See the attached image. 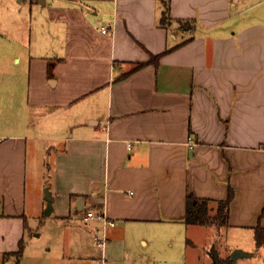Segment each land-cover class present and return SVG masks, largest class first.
<instances>
[{
	"label": "crops",
	"instance_id": "obj_1",
	"mask_svg": "<svg viewBox=\"0 0 264 264\" xmlns=\"http://www.w3.org/2000/svg\"><path fill=\"white\" fill-rule=\"evenodd\" d=\"M167 1L162 22V0H0V31L18 42L1 48L17 63L0 70V112H19L0 118V264H21L44 231L55 246L41 264H154L166 245L163 257L210 264L223 229L238 237L221 257L262 264L264 0ZM45 111L41 132L30 116ZM229 186L228 225H202L201 260L186 194ZM91 209L115 221L104 250Z\"/></svg>",
	"mask_w": 264,
	"mask_h": 264
},
{
	"label": "rangeland",
	"instance_id": "obj_2",
	"mask_svg": "<svg viewBox=\"0 0 264 264\" xmlns=\"http://www.w3.org/2000/svg\"><path fill=\"white\" fill-rule=\"evenodd\" d=\"M6 39L8 40L7 42H5ZM5 45L8 48H10L11 46L18 45V42H16L13 39V36L9 37L8 35H3L2 31H0V70H2L4 68L13 70V68L16 67L17 62L15 60H12L11 58L8 59V58H5V56H3L2 52H1V48L5 47ZM50 113H51V111L37 112V113L32 114L30 116V119L34 116L40 117L39 118V120H40L39 126L40 127L38 128L39 131L47 132L48 126H49L48 125L49 120L52 119L51 117L48 118ZM18 115H19L18 111H16V112H14V111H2V112H0V118H10V117L18 116ZM55 115L58 117H62V114H58V115L55 114ZM41 118H42V120H41ZM32 168H33V166H32ZM28 172L31 173V164H29ZM33 172H34V168H33ZM47 173H48V171L45 172V166H43L39 176L42 177L43 174L47 175ZM45 179L43 177L42 181H44V183H46ZM28 180H29V183L32 182L31 177L28 178ZM41 189H42V191H41L42 194L46 195L47 186H43ZM204 226L198 225V228L196 227L199 230L198 234L196 236V239L200 243L198 250L200 252L201 260H202V256H204L205 254L207 255L206 251H204V249H203V247L205 246V243H206V238H205L206 232H205ZM217 237H218V239L215 241L216 244L214 246L217 250L220 251V254L222 255L226 252H225V250L221 244H223L224 246L229 245V248L232 247L230 245H232V243H234L233 240H234V238L238 237V235L237 236L231 235L230 232L228 233L225 229H223V230H221V233L220 232L218 233ZM239 238H242L244 240V239L248 238V235L243 233V234L239 235ZM203 242H205V243H203ZM27 243L28 244H27L26 250H27L28 254L25 257H23L21 264H41V261L39 259L34 258L35 255L37 256V252H39V249L42 248V250H45L46 246L49 244L52 247L55 246V241L49 240L47 238V233L45 231L40 237H35V236L32 238L27 237ZM174 243H175V247H176L177 242H174ZM244 245H247V244L244 243ZM169 248L170 247L168 245H166V248H165L166 250L164 249V254H162L163 256L165 254H170L169 250H172V248L171 249H169ZM227 248H228V246H227ZM220 254H219V256H220ZM163 256H161L159 259L157 257V259H155V261L153 263L154 264H183L180 261H175L173 259H169L168 257H163ZM255 258H261V260H262L261 262H262V264H264V246L259 250L258 253H256ZM7 264H9V263L7 262Z\"/></svg>",
	"mask_w": 264,
	"mask_h": 264
},
{
	"label": "trees",
	"instance_id": "obj_3",
	"mask_svg": "<svg viewBox=\"0 0 264 264\" xmlns=\"http://www.w3.org/2000/svg\"><path fill=\"white\" fill-rule=\"evenodd\" d=\"M164 4L162 22L168 21V9L169 3L167 0H162ZM159 55L151 56V62H157ZM143 65V63L137 64L135 68ZM133 68V69H135ZM234 189L229 186L228 194L225 199H211V198H200L194 195L193 192L188 191L186 194V211L184 215V220L189 224H199L211 226L215 225L217 227H224L228 225L230 203L233 199ZM264 218V209L260 215V221L255 227V241L256 247L260 248L264 246V225L261 220ZM19 249L16 251L17 258L19 259L22 255L24 248V240H20ZM209 255L211 257L210 264H233L230 256L222 258L215 246L213 245L209 250Z\"/></svg>",
	"mask_w": 264,
	"mask_h": 264
},
{
	"label": "built area",
	"instance_id": "obj_4",
	"mask_svg": "<svg viewBox=\"0 0 264 264\" xmlns=\"http://www.w3.org/2000/svg\"><path fill=\"white\" fill-rule=\"evenodd\" d=\"M107 28L103 27L102 32H106ZM86 218H94L101 222V226L93 233V240L95 244L104 250L106 244L109 241L108 228L115 224V221L107 216L103 209H91L87 210L85 214Z\"/></svg>",
	"mask_w": 264,
	"mask_h": 264
},
{
	"label": "water",
	"instance_id": "obj_5",
	"mask_svg": "<svg viewBox=\"0 0 264 264\" xmlns=\"http://www.w3.org/2000/svg\"><path fill=\"white\" fill-rule=\"evenodd\" d=\"M46 199L48 200V204L46 206L45 213L49 214L50 211L52 210L53 196L48 189H46ZM250 255H251V252H247L241 249H234L230 254V258L232 262L234 263L238 258L247 257Z\"/></svg>",
	"mask_w": 264,
	"mask_h": 264
}]
</instances>
